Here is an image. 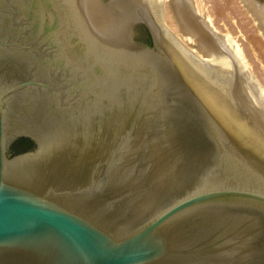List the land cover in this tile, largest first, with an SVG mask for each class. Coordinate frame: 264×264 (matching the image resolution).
I'll return each instance as SVG.
<instances>
[{
	"label": "water",
	"instance_id": "95a60500",
	"mask_svg": "<svg viewBox=\"0 0 264 264\" xmlns=\"http://www.w3.org/2000/svg\"><path fill=\"white\" fill-rule=\"evenodd\" d=\"M241 1L264 42V0ZM171 4L210 65L152 0H0V264H264L258 82Z\"/></svg>",
	"mask_w": 264,
	"mask_h": 264
},
{
	"label": "rangeland",
	"instance_id": "374dc122",
	"mask_svg": "<svg viewBox=\"0 0 264 264\" xmlns=\"http://www.w3.org/2000/svg\"><path fill=\"white\" fill-rule=\"evenodd\" d=\"M197 5L205 7L213 26L220 35L228 34L242 50L253 76L264 89V42L257 35L241 0H197ZM164 22L168 29L180 40V28L176 17L167 3L164 4ZM175 21V22H174ZM179 28V29H178Z\"/></svg>",
	"mask_w": 264,
	"mask_h": 264
},
{
	"label": "bare ground",
	"instance_id": "6f19581e",
	"mask_svg": "<svg viewBox=\"0 0 264 264\" xmlns=\"http://www.w3.org/2000/svg\"><path fill=\"white\" fill-rule=\"evenodd\" d=\"M187 1L190 4V6L192 7V9L199 15L198 22H207L208 28L210 30H212L213 32H215L217 35H220L217 33V30H215L213 23H212V19L210 18V16H208L206 14L205 7H201V10H200L198 5H197V0H187ZM152 2L158 3L160 5V19L162 21V24L164 26L165 31L167 32V34L168 33L172 34L173 37H175L179 43L173 37L169 36L171 38V40L184 53H186L188 56H190L195 61H199L198 68H202L205 63H206V65H210V60L208 58H206L200 52L199 47H191V45H196V42H195L193 35L182 33L181 27L179 26L180 34H181L180 37L183 39V40H180L168 29V27L166 26V24L164 22V8H163L164 4L167 3L170 10L174 14L171 2H179V0H152ZM174 16H175V14H174ZM220 36H223L221 45L230 47L233 56L237 59L239 68L242 70V73L246 74L249 81H255L256 82L255 77L252 74L250 65L246 62L242 50L234 42V39H232L228 34L220 35ZM212 66H213V70L223 79L226 86H228V84H230L231 80L233 81V77H232L231 73L234 74V78H235V82H236L235 83L236 92L240 91L239 89H245L246 88L243 96L245 97L248 104L250 105L249 109L252 111L251 114L253 116V119H255L257 121L260 120L257 117V110L258 109L256 107V104H255L253 95L251 93L249 84L247 81H245L246 76L243 78L242 73L237 72L236 67H233V66H219V65H215V64H212ZM243 84H244V86H243ZM256 91L260 94L261 99L264 103V89L262 87H260L259 83L257 84V90ZM258 123L262 124L261 120L258 121Z\"/></svg>",
	"mask_w": 264,
	"mask_h": 264
},
{
	"label": "trees",
	"instance_id": "16d2710c",
	"mask_svg": "<svg viewBox=\"0 0 264 264\" xmlns=\"http://www.w3.org/2000/svg\"><path fill=\"white\" fill-rule=\"evenodd\" d=\"M31 149H33V144L29 140L20 139L11 146L9 153L15 155Z\"/></svg>",
	"mask_w": 264,
	"mask_h": 264
}]
</instances>
